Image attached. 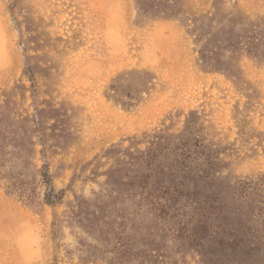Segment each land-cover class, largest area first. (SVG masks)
Listing matches in <instances>:
<instances>
[{
  "label": "rangeland",
  "instance_id": "374dc122",
  "mask_svg": "<svg viewBox=\"0 0 264 264\" xmlns=\"http://www.w3.org/2000/svg\"><path fill=\"white\" fill-rule=\"evenodd\" d=\"M0 264H264V0H0Z\"/></svg>",
  "mask_w": 264,
  "mask_h": 264
},
{
  "label": "trees",
  "instance_id": "16d2710c",
  "mask_svg": "<svg viewBox=\"0 0 264 264\" xmlns=\"http://www.w3.org/2000/svg\"><path fill=\"white\" fill-rule=\"evenodd\" d=\"M135 75V73H129L125 77H120L112 82V85L109 89V94L106 98L112 101L116 106L121 107L124 110L130 111L138 108L145 100L144 95L147 94L151 88L149 79L147 78L148 74L140 72L139 76L143 79H146L145 84H149L150 88H146L140 94L137 93L134 86H130V79Z\"/></svg>",
  "mask_w": 264,
  "mask_h": 264
}]
</instances>
